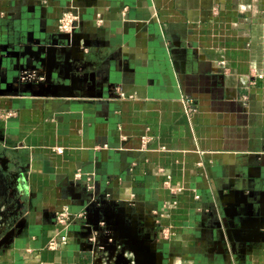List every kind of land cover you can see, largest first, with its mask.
<instances>
[{
  "label": "crops",
  "instance_id": "obj_1",
  "mask_svg": "<svg viewBox=\"0 0 264 264\" xmlns=\"http://www.w3.org/2000/svg\"><path fill=\"white\" fill-rule=\"evenodd\" d=\"M0 109V264H113L99 219L156 264H264V0H0Z\"/></svg>",
  "mask_w": 264,
  "mask_h": 264
},
{
  "label": "built area",
  "instance_id": "obj_2",
  "mask_svg": "<svg viewBox=\"0 0 264 264\" xmlns=\"http://www.w3.org/2000/svg\"><path fill=\"white\" fill-rule=\"evenodd\" d=\"M125 12V10H124ZM81 21V13L79 12V10L76 9H69V10H65L59 21H58V31L62 34L65 35H71L73 34L79 27ZM97 21V25H101L103 24V18L100 14L97 15L96 18ZM82 49L84 51H88V48L86 47V45H82ZM21 80L24 82H41L44 80V77L42 75H40L37 71H23L21 72ZM117 94L119 95L120 98L125 99L127 98V96L125 95V93H123L120 89H117ZM185 104V112L187 115H191L194 112L197 111V107L194 105L193 101L191 100H185L184 101ZM16 115V113L14 111H10V110H3L0 109V120H8L11 117H14ZM151 137L148 135H145L142 137V145L143 148H146L148 146V144L151 141ZM55 151L59 154L63 153V149L62 148H56ZM77 178L81 177V173L78 172L76 174ZM91 179H88V182H90ZM168 184V183H167ZM171 188V187H170ZM87 189L89 191L94 190V185L92 183H89L87 185ZM172 191H180L181 189H173L171 188ZM198 198V196H197ZM88 213L87 211L84 212L83 214H78L75 215L73 214L70 209L68 207L63 208L61 211L57 212L55 215V220L57 222V224H59L62 227V230L53 238L50 239V241L48 242V249L50 250H56L59 245L61 244H66L68 242V237L66 234V231L69 229V227L74 223L75 220L77 219H87ZM100 227L102 228L101 231H103V228L105 229V223L101 222L100 223ZM100 233L101 232H96L94 230V233L89 237V242L94 244L96 250L99 253L102 254H107L104 251V248L102 246H100V241H99V237H100ZM106 234H108V232L105 231ZM104 233V234H105ZM164 238L167 239V234H163ZM110 242H112V239L109 240ZM119 249H121V246L119 247ZM126 256L131 259L132 261H134V256L132 253L127 252Z\"/></svg>",
  "mask_w": 264,
  "mask_h": 264
},
{
  "label": "water",
  "instance_id": "obj_3",
  "mask_svg": "<svg viewBox=\"0 0 264 264\" xmlns=\"http://www.w3.org/2000/svg\"><path fill=\"white\" fill-rule=\"evenodd\" d=\"M2 158L0 157V161ZM5 194H3V200L6 199ZM104 204L109 205L110 201H103ZM101 202H95L93 205L96 207H100ZM6 203L3 201L0 203V214L3 208H5ZM91 209L87 210L88 216L87 219L89 220V213ZM105 223V229L100 227V223ZM1 224V221H0ZM94 230L96 232H101L99 241L100 246L104 248V251L107 253V257L113 264H131V259L126 256L127 252H130L134 256L135 264H156V256L154 253H143L141 250H136L133 248L131 243L124 237V235L118 230L117 226L113 223H109L106 220L97 221L96 224H92ZM108 232V234L105 233ZM105 233V234H104ZM112 239V242L109 240ZM121 246V249L119 247ZM152 254V255H151Z\"/></svg>",
  "mask_w": 264,
  "mask_h": 264
},
{
  "label": "flooded vegetation",
  "instance_id": "obj_4",
  "mask_svg": "<svg viewBox=\"0 0 264 264\" xmlns=\"http://www.w3.org/2000/svg\"><path fill=\"white\" fill-rule=\"evenodd\" d=\"M3 201H4L7 205H9V204H8L9 199H4Z\"/></svg>",
  "mask_w": 264,
  "mask_h": 264
}]
</instances>
